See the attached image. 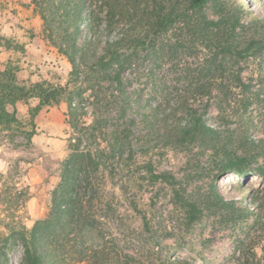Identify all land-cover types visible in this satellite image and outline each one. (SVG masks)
<instances>
[{
	"label": "trees",
	"instance_id": "obj_1",
	"mask_svg": "<svg viewBox=\"0 0 264 264\" xmlns=\"http://www.w3.org/2000/svg\"><path fill=\"white\" fill-rule=\"evenodd\" d=\"M244 4L242 0L241 3L238 0H28L21 3L23 8H33L38 14L43 38L58 48V53L72 65L71 79L66 84L24 79L20 77L19 62L8 60L0 68V142L6 141L15 150L31 147L38 134L36 117L45 108L63 102L69 104L70 124L77 138L70 144V154L62 164L61 181L53 191L48 215L31 228L18 214L30 199V187L19 180V170L14 172L19 164L7 173L0 172V264L9 260L8 241L12 237L23 246L21 264H72L62 253V243L70 235H83L84 230L100 224L96 214L100 203L98 174L104 168L114 174L120 166H129L140 149L144 156L149 154L151 147L144 149L146 143L140 142V134L135 130L137 115L131 112L132 99L127 93L125 77L141 54L156 65L175 60L183 52L205 54L198 69L188 74L192 77L187 78L178 94L163 104L148 103L150 112L139 114V121L151 128L142 136L148 137L149 143L154 137L164 146L211 152L212 164L218 169L217 178L234 173L247 180L244 177L256 169L254 164L264 155V74H258L260 84L255 87L254 76H244L240 64L264 59V18H244ZM3 50L25 53L26 47L0 33V53ZM106 83L109 84L106 88L112 89L111 96L107 92L103 96ZM89 91L87 98L94 110L88 124L83 121L86 112L82 102L77 105L73 101L75 97L83 100V94ZM235 91H239V98L233 97ZM204 98L220 100L221 112L231 110L235 126L221 128L209 122V102L203 107L194 104ZM32 100L37 103L31 105ZM20 102L29 104L27 121L19 116ZM110 105L116 110L114 116L109 112ZM111 122L113 127L107 132ZM98 131L104 134L105 146L93 151L91 144L82 145L83 141L99 138ZM258 131L262 136L254 134ZM140 167L152 183L163 182L172 188L173 200L184 210L188 227L201 220L206 210L228 217L227 221L255 214L249 205L226 198L218 184H213L200 202L172 172L157 171L152 160ZM257 195L253 192V200L256 196L264 214V195ZM260 219L264 220V215ZM54 241L56 250L49 244ZM78 248L77 263L87 260L89 254L85 245L78 244ZM163 264L191 262L176 258Z\"/></svg>",
	"mask_w": 264,
	"mask_h": 264
},
{
	"label": "rangeland",
	"instance_id": "obj_2",
	"mask_svg": "<svg viewBox=\"0 0 264 264\" xmlns=\"http://www.w3.org/2000/svg\"><path fill=\"white\" fill-rule=\"evenodd\" d=\"M25 1L28 0H0V16L5 25L14 15H18V5L21 6ZM238 1L241 3V0ZM242 1H245L246 9L244 18H264V0ZM19 16L23 20L30 17L40 20L38 32L25 29L22 34L28 38L39 37L40 41L44 40L43 43L40 42L44 44L43 59H37V63H33L27 48L25 53L3 50L0 54V68L8 60H13L19 62L22 68L21 78H31L34 81L48 79L59 84L69 82L72 65L58 53V48L43 38V25L38 14L33 8H25ZM7 27L4 26L0 33L4 34L3 30ZM21 29H24L23 25ZM143 56L141 54L138 63L125 73L128 83L126 89L132 99L131 112L137 115L135 130L140 134L138 138L141 143L142 140L145 141L144 149L150 146L151 150L144 156L140 149L129 166H120L114 174L108 168L102 169L98 174L96 181L100 203L96 214L100 217V224L84 230L83 235L74 233L67 237L61 246L67 262L163 264L181 258L191 264H264V220L260 219L264 214L257 205L256 196L255 201L253 200V192L258 193V197L264 195V155L258 157L254 164L256 169L244 177L247 180L234 173L217 178L218 169L212 164L211 152L205 153L198 148L182 150L164 146L154 137L150 143L148 137H145L146 141L143 134L151 128L147 123H142L141 119L139 121V114L150 112L148 103L163 104L173 98L174 94H178L187 78L192 77L188 74L192 73L191 70L198 69L205 54L203 51L183 52L176 56L177 59L165 60L160 65ZM240 65L244 67V76H254L253 84L255 87L259 86L257 77L258 74H264V59H250ZM107 85L109 84L104 85L103 96L106 92L111 94L112 89L108 90ZM82 86L85 88L86 85L83 83ZM89 94L90 91L83 94V100L75 97L73 101L77 105L82 102L86 112L83 121L88 124L92 122L94 110L91 100L87 98ZM238 95L239 91H235L233 97L239 98ZM207 102L209 122L221 128L235 126L231 110L226 108L228 111L225 114L221 112L220 100L204 98L194 104L203 107ZM36 103V100L30 102L31 105ZM109 112L116 115L114 105L109 106ZM25 114L27 117L23 116L22 119L27 121L28 111ZM68 114L67 102L40 112L35 119L38 134L34 136V143L29 148L15 150L6 141L0 142V172L7 173L19 164L14 172L19 170V180L30 187V199L18 213L28 228L48 215L53 191L61 181L62 164L70 154V144L76 142L77 135ZM153 119L152 117L150 120ZM113 123L108 124L107 132L112 129ZM97 133L99 138L92 142L83 141L82 145L91 144L93 151L105 146L104 134L99 131ZM254 134L262 136L259 131ZM149 159L153 161L157 171L172 172L182 182L183 188L200 202L209 188L218 184L219 191L226 198L249 205L255 214L237 221H227L228 217L206 210L201 220L188 227L184 210L173 200L172 188L163 182L152 183L143 173L140 166ZM49 244L51 249H58L55 241ZM78 244L85 245L89 254L87 260L77 263L76 260L80 257ZM7 255L9 260L6 264H21L24 255L21 242L13 237L9 238Z\"/></svg>",
	"mask_w": 264,
	"mask_h": 264
},
{
	"label": "crops",
	"instance_id": "obj_3",
	"mask_svg": "<svg viewBox=\"0 0 264 264\" xmlns=\"http://www.w3.org/2000/svg\"><path fill=\"white\" fill-rule=\"evenodd\" d=\"M19 11H18V15H14L13 18H11L10 22L5 25V22L3 21V18L0 16V30L4 29V26H8L7 29L3 30L4 34L7 36H11L13 38H15V40H17L20 43L25 44V47L27 49H29L30 51V57H32V61L33 63H37V59L39 61H42V55L44 53V44H42L44 42V40H41L42 43H40L41 41L39 40V37H34V38H28L25 34V29L31 30V31H35L38 32V30L40 29V20L38 18H34V17H30L28 19H22V17H20L19 15H21V10H25V8H23L22 6H19ZM28 10V9H27ZM31 12V10H28ZM5 13V12H4ZM24 26V29H21V26ZM27 31V30H26ZM27 33V32H26ZM7 52V51H6ZM11 53V52H9ZM2 54V53H0ZM17 108L19 111V116L20 118H22L23 116H25V118L27 117V115L25 114L26 111H28L29 109V104L20 102L17 104ZM43 112V110L41 111V113Z\"/></svg>",
	"mask_w": 264,
	"mask_h": 264
}]
</instances>
